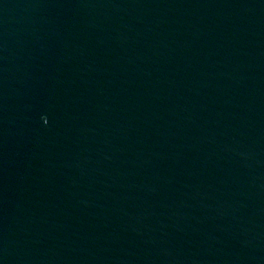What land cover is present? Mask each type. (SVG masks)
Returning <instances> with one entry per match:
<instances>
[{
  "label": "water",
  "instance_id": "water-1",
  "mask_svg": "<svg viewBox=\"0 0 264 264\" xmlns=\"http://www.w3.org/2000/svg\"><path fill=\"white\" fill-rule=\"evenodd\" d=\"M0 264H264V0H0Z\"/></svg>",
  "mask_w": 264,
  "mask_h": 264
}]
</instances>
